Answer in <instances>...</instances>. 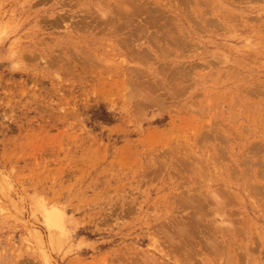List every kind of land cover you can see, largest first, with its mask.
Wrapping results in <instances>:
<instances>
[{"label": "rangeland", "instance_id": "1", "mask_svg": "<svg viewBox=\"0 0 264 264\" xmlns=\"http://www.w3.org/2000/svg\"><path fill=\"white\" fill-rule=\"evenodd\" d=\"M0 264H264V0H0Z\"/></svg>", "mask_w": 264, "mask_h": 264}, {"label": "bare ground", "instance_id": "2", "mask_svg": "<svg viewBox=\"0 0 264 264\" xmlns=\"http://www.w3.org/2000/svg\"><path fill=\"white\" fill-rule=\"evenodd\" d=\"M52 217H50V216H47V218H46V222H47V224H51L52 223Z\"/></svg>", "mask_w": 264, "mask_h": 264}]
</instances>
